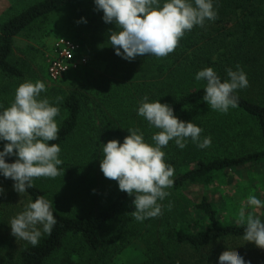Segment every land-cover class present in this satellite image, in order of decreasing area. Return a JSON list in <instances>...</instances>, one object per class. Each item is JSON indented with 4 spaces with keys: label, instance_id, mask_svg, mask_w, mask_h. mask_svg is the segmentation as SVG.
Instances as JSON below:
<instances>
[{
    "label": "trees",
    "instance_id": "16d2710c",
    "mask_svg": "<svg viewBox=\"0 0 264 264\" xmlns=\"http://www.w3.org/2000/svg\"><path fill=\"white\" fill-rule=\"evenodd\" d=\"M79 1L81 0H40L3 22L0 26V73L7 77H22L21 70L10 61L15 38L38 20L71 7ZM214 7L218 13L217 19L214 22H206L204 27L197 26L186 32L177 48L167 57L156 58L147 54L141 56L139 62L142 72L151 79L157 78V82L150 86V92L141 94H150L160 103L170 105L180 120L198 124L203 130L201 140L211 137L209 148H212L213 152L222 150L224 145L227 148L228 144L233 143L240 136L238 130H241L248 140H259L260 143L259 149L255 151L225 157L206 153L205 149L198 148L191 140L183 149L186 153L179 150L175 144H171L172 147L168 145L167 151H164L166 163L172 161L176 164L174 156L183 157L185 164L196 161L188 169L174 171V183L169 189L181 191L192 187L217 186L223 182L222 177H228L231 173L256 169L264 190V0H214ZM108 25L118 30L115 24L105 23L103 27ZM237 65L247 74L249 84L247 88L237 91L238 107L230 110L239 114L247 124L242 121L234 126L230 124L227 128L207 127L204 116L206 102L203 101L206 82L196 81L195 74L211 67L223 82L227 79L226 69L236 70ZM84 68L86 67L80 70ZM83 99L84 97L77 93L67 96L64 103L66 115L58 125L59 138L50 142L61 147L60 158L63 164L60 166V175L54 179H35V186L21 195L14 191L15 195L25 199L26 204L40 196L52 201L53 213L57 220L51 235L42 236L36 247L25 243L17 248L16 264H50L55 260H59V264H83L81 261L85 257L91 264H109L116 250L119 252L131 245L133 238L141 237L137 225L134 231L131 229V223L126 226L119 224L109 239V243L118 242L113 248L104 247L109 226L126 211L134 197L121 192L119 188L110 193L102 191V187L98 185L91 189L90 184H85L84 180L88 182L87 177L91 173L86 171L93 169L96 163L87 158V163L84 164L82 160L76 159L75 155H68L67 145H70L74 153H79L82 146H77L74 140L82 122L84 106L87 104ZM144 121L147 126L148 122L145 119ZM115 124L116 121L109 120L105 126L114 130L117 128ZM248 124L257 131L254 132L255 128L249 127ZM235 126L237 129L245 126L250 130L239 128L236 132ZM91 141L92 138L87 146H92ZM240 144L246 146L247 141ZM15 159L13 156L6 162L12 163ZM84 168L86 170H82ZM80 170L82 172H79ZM44 182H48V186H45L47 183ZM9 183L13 185L14 181L10 179ZM100 192L104 199L100 196L96 200L93 196ZM5 196L11 202V197L5 194L3 198ZM175 200L176 212L180 213V216H176L174 223L158 237L155 245L159 248L152 250L153 254H145L147 259L144 264H219V255L227 242L241 245L229 249L244 257L246 264H264V249H259L242 238L246 225L242 226L234 220H223L220 217V209L206 196L194 205V221H189L181 214L188 206L187 203L180 204L178 199ZM97 202L100 204L95 205ZM76 203H80L81 207ZM59 204L62 205L61 208L58 207ZM74 206L78 207L77 211L82 210L83 213L73 214ZM261 222L264 223V220ZM4 243L10 244L7 240ZM61 253L68 254V257L60 258Z\"/></svg>",
    "mask_w": 264,
    "mask_h": 264
},
{
    "label": "clouds",
    "instance_id": "9594fccd",
    "mask_svg": "<svg viewBox=\"0 0 264 264\" xmlns=\"http://www.w3.org/2000/svg\"><path fill=\"white\" fill-rule=\"evenodd\" d=\"M96 11H102L106 24H115L117 31L111 32L109 43L115 54L126 61L138 56L163 58L172 53L180 39L194 27H204L206 22L217 19L214 0H93ZM78 23H87L83 17ZM227 79L207 67L195 74L196 81L206 82L203 101L216 112L227 114L239 104L237 91L247 88V74L237 65L236 70L226 69ZM46 85L42 81H26L15 90L10 106L0 105V176L14 181L13 189L20 195L35 186L37 178H56L61 173V147L57 143L60 131L56 117L60 113L58 104L42 97ZM149 127L158 129L152 143L145 141L139 129L128 128L130 135L121 143L110 140L102 144L103 157L100 170L104 177L118 183L121 192L134 197L130 214L138 222L162 214L164 201L170 195L167 189L174 181V167L165 161L162 150L174 141L183 150L189 140L200 149L211 146V137L201 140L202 128L193 122H185L175 116L173 108L159 100L149 102L145 96L137 109ZM16 159L6 162L10 157ZM0 188V194L3 193ZM246 204L252 212L246 214L241 208L238 223L244 228L243 240L264 249V223L255 212L264 208V201L251 195ZM169 201L167 207L172 208ZM57 220L53 213V202L40 196L29 201L23 211L11 218V235L36 247L44 235H51ZM219 264H246L244 257L229 249L219 255Z\"/></svg>",
    "mask_w": 264,
    "mask_h": 264
},
{
    "label": "rangeland",
    "instance_id": "374dc122",
    "mask_svg": "<svg viewBox=\"0 0 264 264\" xmlns=\"http://www.w3.org/2000/svg\"><path fill=\"white\" fill-rule=\"evenodd\" d=\"M39 1L0 0V26L10 17L21 13ZM102 16V11L98 12L95 10L93 0H81L71 7H66L38 20L19 34L15 38L10 61L21 70L23 76L7 77L0 73V105L5 108L10 106L14 99L15 90L21 83L42 81L46 85V91L41 93L42 97L46 96L50 101H54L58 96L63 97L62 103L56 105L60 109V113L56 117L59 125L66 115L64 103L67 96L72 93L83 96V101L87 104L84 106L82 122L74 140V142H77V146H82L79 153H74L71 151L70 145H67L66 149H69L67 153L70 156L75 155V158L82 160L84 164L87 163V158L90 159V162L96 163L93 169L86 171L91 173V175L87 177L88 182L84 180V183L90 184L91 189L94 188L93 186L98 185L102 187V191L105 190L110 193L117 190L118 183L105 178L100 170V161L103 157L102 144H106L110 140H118L123 143L124 138L130 135L128 128L139 129L143 132L145 141L152 143V135L159 130L151 128L149 125L145 126L144 118L137 115V109L145 96L149 98V102H154L158 99L156 97L152 98L150 94H141L150 92V86L157 82V78L151 79L142 72L143 69L139 62L141 56L129 62L115 54V49L109 43V36L111 32L117 30H114L109 25L103 27L105 22L102 20ZM82 17L87 20V23H78ZM60 38L78 43L81 47L78 56H86L88 63L85 66L86 68L54 80L48 74V66L53 46ZM138 85H146L147 87ZM204 106V116L208 123L207 127L227 128L230 124L234 126L238 122L244 121L233 110L229 109L227 114H223L211 110L207 103ZM109 120L116 121L117 124L115 126L117 128L113 130L111 129L112 127H106L105 123ZM244 124H247V121H244ZM237 126L234 129L236 132L239 128L250 130L245 126H240L237 129ZM248 126L255 128L251 124H248ZM238 131L240 136L233 143L228 144L227 148L224 145L222 150L218 152H213L212 148L209 147L205 148L206 151H203L206 153L211 152L216 157H225L237 156L259 149V140L250 141L241 130ZM256 131L257 129L255 128L254 132ZM90 138H92V146H87ZM246 141V146L240 144ZM3 143L5 142H0V150H3ZM171 144L174 145V141L169 142L170 147H172ZM167 149L164 148L162 150L167 151ZM183 152L186 153V150H183ZM78 155H80V158H78ZM174 159L176 164L172 161L168 164H171L175 170L188 169L196 163V161H193L191 164H185V160L181 156H174ZM82 170L79 172H82ZM9 181L10 179L0 176V188L4 190L0 194V264H16L17 248L21 244L27 243L23 240H16L11 235L10 220L23 211L26 202L24 198L14 194L13 185ZM221 182L217 186L192 187L181 191L167 189L170 195L164 201H160L163 205L162 214L155 218L146 219L143 222L136 221L130 214L134 211L132 207L134 198H132L126 211L109 226L104 247L111 248L112 246L113 248L115 243L118 242L109 243V239L114 234L115 227L119 224L122 226L125 224L126 226L127 223H131V229L134 231H136L137 225L140 229L141 237L133 238L132 244L124 247L119 252L116 250L109 264H144L147 259L146 256L153 254L152 250L159 248L158 245H155L158 237L162 236L164 230L174 223L177 219L176 216H180V213L176 212L175 199H178L180 204L182 202L187 203L188 206L181 214L184 215V218H188L189 221H194L192 216L194 215V205L203 196L210 199L220 209V217L228 221H238V213L241 208L246 210V214L252 212V207L246 204L249 196L256 195L257 198L264 201L262 179L256 169L231 173L228 177H222ZM44 183H47L45 186H48V182ZM4 193L11 197V202L8 201L6 196L3 198ZM100 196L104 199L101 192L93 197L98 200ZM12 198L14 199L12 200ZM169 201L173 205L171 210L167 207ZM97 204L99 205L100 203H95V205ZM76 205L81 207L80 203H76ZM58 207L61 208L62 205L59 204ZM77 210L78 207L74 206L72 213H83L82 210ZM255 215L260 220H264V208L256 211ZM150 235L152 237H149ZM5 240L10 244L4 243ZM224 244L223 252L228 250V248L241 246L228 242ZM262 256H264V252ZM59 257L65 258L68 257V254L61 253ZM85 258L81 263L91 264ZM77 260L80 261L79 258ZM59 263V260H55L50 264Z\"/></svg>",
    "mask_w": 264,
    "mask_h": 264
},
{
    "label": "built area",
    "instance_id": "2783aa9c",
    "mask_svg": "<svg viewBox=\"0 0 264 264\" xmlns=\"http://www.w3.org/2000/svg\"><path fill=\"white\" fill-rule=\"evenodd\" d=\"M80 51V45L74 41L65 38L57 40L48 66L50 78L57 80L85 67L88 59L86 56H78Z\"/></svg>",
    "mask_w": 264,
    "mask_h": 264
}]
</instances>
